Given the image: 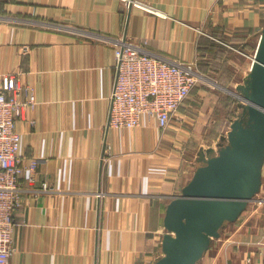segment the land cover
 I'll return each instance as SVG.
<instances>
[{"label":"crops","instance_id":"crops-1","mask_svg":"<svg viewBox=\"0 0 264 264\" xmlns=\"http://www.w3.org/2000/svg\"><path fill=\"white\" fill-rule=\"evenodd\" d=\"M129 1L130 9L122 0H0V74L18 73L35 98L16 121L18 155L23 163L38 159L34 183L21 179L7 264H152L169 197L191 177L188 160L210 143L216 94L197 83L179 110L182 122L161 140L144 123L107 129L114 41L145 40L152 56L199 62L202 37L222 30L251 38L264 17V0ZM256 197L264 199V163ZM253 205L197 264H246L247 257L264 264L254 243L264 231V202Z\"/></svg>","mask_w":264,"mask_h":264},{"label":"water","instance_id":"water-1","mask_svg":"<svg viewBox=\"0 0 264 264\" xmlns=\"http://www.w3.org/2000/svg\"><path fill=\"white\" fill-rule=\"evenodd\" d=\"M211 83L237 99L240 112L226 135L219 137L216 151L199 147L191 177L179 194L169 197L161 255L152 264H197L212 239L219 237L226 224L236 221L260 190L264 163V23L241 82L234 89Z\"/></svg>","mask_w":264,"mask_h":264},{"label":"built area","instance_id":"built-area-1","mask_svg":"<svg viewBox=\"0 0 264 264\" xmlns=\"http://www.w3.org/2000/svg\"><path fill=\"white\" fill-rule=\"evenodd\" d=\"M122 1L126 5L131 3L129 0ZM135 5L152 11L145 5ZM145 43V40L134 43L123 38L114 41L116 75L106 127L111 130H130L143 126V123L146 126L153 125L158 129L161 140L170 124L182 122L178 115L180 108L196 84L206 80V77L197 71L195 61L172 62L152 56L145 50ZM34 103L33 89L21 83L18 73L0 74V264H7L14 250L13 214L21 205V179L25 176L28 185L34 183L38 159L22 162L18 155L20 134L15 127L16 121ZM228 130L229 125L220 136L226 135ZM219 137L206 147L216 151ZM109 150V145L105 144L104 152L108 154ZM195 158L190 162L194 169ZM253 202L260 205L264 199L255 196ZM254 243L258 255L264 260V231ZM245 263H250L249 257Z\"/></svg>","mask_w":264,"mask_h":264},{"label":"rangeland","instance_id":"rangeland-1","mask_svg":"<svg viewBox=\"0 0 264 264\" xmlns=\"http://www.w3.org/2000/svg\"><path fill=\"white\" fill-rule=\"evenodd\" d=\"M229 47L230 46L227 47V49L225 50V54H223L220 58L221 61L225 62L223 68L217 70L214 66H212L208 72H204L199 68L198 61L196 62V68L197 71H199L204 76H208L209 79L214 80L217 84L219 81L218 79L220 78L229 81V88L234 89L235 86L241 82L243 73L246 70L248 72L251 60L249 58L250 55L241 52L236 47H230L231 49ZM199 61L201 60L199 59ZM200 82H202L204 85H208L210 87L209 89H214L213 91L216 94L214 107L211 112L212 121L205 133V136H210V139L207 140L206 138H204L206 142L210 141V143L208 142V144H211L228 129L229 122L238 115L240 109L237 107V99H235L233 96L225 93L224 91L216 87L215 84L210 85L204 81ZM197 97L199 100H197L196 106L193 107L195 110L198 109L199 107L197 106H200V104L202 103V99H200L198 95ZM192 114H195L194 110ZM190 162L191 160H188L186 165L188 166ZM252 206H254L253 202H250L248 203L247 208Z\"/></svg>","mask_w":264,"mask_h":264},{"label":"trees","instance_id":"trees-1","mask_svg":"<svg viewBox=\"0 0 264 264\" xmlns=\"http://www.w3.org/2000/svg\"><path fill=\"white\" fill-rule=\"evenodd\" d=\"M261 23H262L261 24V28H262V25L264 23V17ZM260 30L255 36L251 38H246L245 36L242 35L231 36L223 33L222 30H219L220 32L216 33L215 36L212 38L202 37L198 46V51L200 53V60H201L198 62L199 68L201 69V71L204 72H208L212 66H214L217 70L223 68L225 62L221 61L220 58L223 54H225V50L227 49L228 46L236 47L241 52L252 56L256 47ZM218 80H219L218 84L220 86L229 88L230 86L229 81H226L221 78ZM193 103L195 104L193 105L195 107L196 103L195 102Z\"/></svg>","mask_w":264,"mask_h":264}]
</instances>
